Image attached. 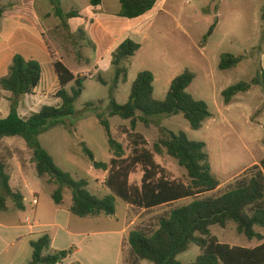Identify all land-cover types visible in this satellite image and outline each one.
Here are the masks:
<instances>
[{"label":"trees","instance_id":"obj_1","mask_svg":"<svg viewBox=\"0 0 264 264\" xmlns=\"http://www.w3.org/2000/svg\"><path fill=\"white\" fill-rule=\"evenodd\" d=\"M52 1L57 15L63 20L79 15L76 11L65 14L59 2ZM100 2L92 0V5L98 6ZM156 3L157 0H121L119 15L126 19H139L152 11ZM3 12L0 8V18ZM216 27L217 21L210 27L205 40L213 35ZM141 47V44L127 39L114 51L111 62L114 71L110 88L111 107L108 113L96 114L112 154L111 161H96L92 150L83 144V152L92 166L108 173L105 185L109 193L103 197L89 190L88 180L76 179L60 168L40 142L42 134L64 124L68 117L77 116L76 104L82 96L87 79L74 75L63 62H55L60 85L56 96L60 104L44 105L39 112L23 116L18 111L19 98L34 94L42 82L43 69L38 61L15 55L8 75L0 79V89L13 97L9 113L0 117V212L8 211V198L13 200L17 210H25L24 197L11 188V174L1 156V144L5 138H20L31 152V162L35 165L38 178L51 189L54 203L61 205L65 191L70 190L72 204L69 210L77 217L113 218L117 214V199L144 210L192 199L190 203L177 206L161 216L158 228L152 233L142 229L130 232L128 244L133 257L131 264H141V261L151 264H264V159L245 170L223 194L206 196L221 186L219 177L213 171L206 143L189 139L183 131L164 129L162 137L150 149L145 136L137 132L139 123L149 128L152 118L156 116L182 114L192 130H200L206 121L213 118V114L206 102L197 100L189 93L196 78L189 69H185L171 82L164 100L154 97L153 72L141 71L132 84L128 101L119 104L115 97L116 90L120 83L128 82V65ZM243 60L242 55L223 54L219 69L233 70ZM99 80L103 85H109L101 77ZM71 84L73 87L68 90ZM253 86H261L264 90V70L261 66L250 82H239L222 92L225 104H231L237 95L249 92ZM87 106L91 108L96 103H88ZM113 117L130 121L129 127H120L132 146L130 155H127L123 143L112 133L110 118ZM156 155H167L176 160L186 170L189 182L185 184L169 179L166 170L157 163ZM138 166L142 167L144 173L140 186L130 183V176ZM229 224H234L237 232L249 242L257 240L262 243L254 248L221 243L211 229L214 226L226 228ZM193 246L201 250L196 260L191 263L180 261L179 256ZM31 247V264H60L72 254V249L52 253L49 235L32 241Z\"/></svg>","mask_w":264,"mask_h":264},{"label":"rangeland","instance_id":"obj_2","mask_svg":"<svg viewBox=\"0 0 264 264\" xmlns=\"http://www.w3.org/2000/svg\"><path fill=\"white\" fill-rule=\"evenodd\" d=\"M32 0H0V8L5 11V18L0 19L5 35L11 39L27 38L37 41L39 32L24 27V21H20L21 27L17 28L12 22V18L33 21L30 2ZM40 6L49 8L46 0H39ZM60 8L65 12L84 8L87 0H56ZM179 17L160 18L159 25H156L154 36L148 42L141 53L139 63L128 67L130 69L129 81L125 84L120 83L116 90V100L119 104L128 101L131 87L136 76L141 70H150L155 76L154 97L157 100H164L170 88L171 82L179 76L185 69H189L196 76L189 88V93L197 100L206 102L212 114L213 120L205 122L200 130H192L187 120L182 114L176 116H156L152 118L151 126L147 128L139 123L137 132L143 134L152 149L153 145L162 137L163 130L167 129L174 132L183 131L189 139L201 141L207 144L210 160L214 173L219 177L221 186L215 192L206 196H217L223 194L227 187L235 182L245 170L253 165L259 164L264 159V90L261 86H253L247 93L237 95L226 105L222 92L239 82H250L260 70L259 50L249 51L251 44L260 42L264 39V33L257 29L264 23L259 19L256 21L250 11L244 13V18L240 20H225L223 25L215 33L205 40L210 27L218 19L213 14L200 11L202 3L198 0H179L176 3ZM39 6V7H40ZM41 8V7H40ZM202 8V7H201ZM165 17V16H162ZM49 24H55L52 20ZM163 23V26L161 25ZM106 21L100 19L95 21L89 35L87 43H83L85 53L96 58L107 50L116 36L120 33L121 26H106ZM260 25V26H258ZM260 31V30H259ZM49 38L55 39L60 47L66 49V54L75 56L77 52L70 51L74 47V38L64 27H54L49 31ZM13 36V37H12ZM78 39V40H77ZM77 42L82 43V38H76ZM93 46V47H92ZM54 48V45L51 44ZM54 53V51H52ZM248 52V53H247ZM242 55L244 60L233 70L222 71L219 63L223 54ZM39 61L38 59H34ZM43 60V58H42ZM83 76L87 80L84 82V91L76 104L77 116L68 117L65 123L50 129L40 136L41 144L54 157L60 168L69 172L76 179H86L90 182L89 190L103 197L108 193L105 185L106 176L95 170L90 159L83 152V144L92 150L98 162L109 163L112 154L109 151L105 133L99 124L96 114L100 112L108 113L111 107L110 88L113 84L114 71L112 66L106 71L97 70L85 64L82 69ZM102 78L109 85H103L99 78ZM73 84L68 86L71 90ZM25 97V96H24ZM60 99L40 101L38 108L32 111L19 112L24 116H31L38 112L44 105L58 106ZM100 101L102 104H100ZM88 103H96V106L89 108ZM41 104V105H40ZM5 112L0 111V116ZM112 133L115 138L122 142L127 155H130L132 146L127 136L121 132L122 125L130 126V121H124L119 117L110 118ZM7 138L1 146V156L8 165L9 172L15 170L14 162H22L25 167L27 162L31 163V152L22 150L18 141L25 144L20 138ZM157 162L166 170L167 176L171 180L187 184L189 182L187 172L180 167L176 160L163 155H156ZM29 174V172H27ZM143 170L138 166L130 176L132 185H141ZM30 175V174H29ZM37 180L34 176V180ZM0 195L2 190L0 188ZM32 197V196H30ZM41 203L46 202V193L43 191L37 196ZM192 199L180 201L173 205L154 208L151 210L138 209L130 206L122 199L117 200V214L113 218L103 217L100 220L83 219L71 214L74 221L68 230L75 233L87 235L77 240L81 249V254L76 256L79 261L73 264H131L133 257L130 253L128 237L131 231L142 229L147 233H152L158 228L159 218L171 209L188 204ZM7 202L12 210L6 215L0 212V220L12 221L16 224L19 221L30 217L32 223L36 217L31 211L13 210L15 204L10 198ZM28 203V201H27ZM72 204V194L70 190L65 191L64 206ZM9 217V218H8ZM46 230V229H45ZM57 230V229H55ZM124 230V239L121 245L122 236L119 232ZM212 234L223 244L230 246H242L254 248L262 242L249 240L237 232L234 224H229L226 228L219 226L212 227ZM52 231V233H50ZM54 230H46L44 235L54 234ZM90 235V237H88ZM38 240V239H37ZM69 242L63 241L62 245ZM76 244V242L74 243ZM77 248V249H78ZM122 248V255L119 257ZM76 249L72 250V254ZM201 254L200 248L193 246L191 250L179 256L183 263H191ZM19 255L21 264H31L33 250L31 245L17 243L14 247H9L2 259L4 264L10 258ZM11 263V262H10ZM141 264H151L141 261ZM65 264H70L68 261Z\"/></svg>","mask_w":264,"mask_h":264},{"label":"crops","instance_id":"obj_3","mask_svg":"<svg viewBox=\"0 0 264 264\" xmlns=\"http://www.w3.org/2000/svg\"><path fill=\"white\" fill-rule=\"evenodd\" d=\"M46 1L48 2L49 8H45L43 5L40 6L39 0H32L30 2V10L35 11V14H32V17L34 19L33 21L20 20V18L17 17L12 18V22L16 25L17 28H20L21 25H23L20 23V21H24V27L39 32V38L37 41H31L27 38H22L21 40L11 39L10 36L4 34L3 26L1 24L2 22L0 23V79L8 75L9 68L13 62V58L15 57V55L18 54L22 55L27 60L38 59V62L41 64L43 69V78L40 86L35 90L33 95L25 97L23 96L19 98L18 111H32L36 107L38 108L39 102L41 100L49 101L53 99H58L56 95L60 89V85L58 75L54 68L55 62H63L68 67V69L76 76H83L84 72L82 71V69L85 67V64L87 62H89L90 65L96 68L98 71H106L111 66L112 54L114 53V51L125 40L131 39L141 44L142 46L141 50L136 54V56L130 60V64L131 66H133L140 62L141 53L145 49L148 42L152 39V35L154 36L155 27L156 25H159L158 21L160 20V18H178L180 13L177 11L176 8L178 6L176 3L179 0H157L154 9L142 18L126 19L120 17L119 15L121 11V0H101L98 6H93L92 0H87L84 8H80L78 6V10H72L79 13L77 17L71 18L69 20H63L57 15L56 6L54 2L52 0ZM198 1L202 3V8L200 7V11H197V13L204 12L207 14H213L214 17L219 20L215 31H217L220 26L223 25V21L232 19H243V14L248 11L253 14L252 17L256 19V21L260 19L264 23V0ZM186 2L190 3V0H186ZM63 12L65 14L69 13L65 11ZM5 16L6 14L4 11L3 16L0 19L5 18ZM100 19L106 21L107 27L109 25L119 24L121 26V30L118 36H116V38L112 42V44L109 45V47L105 52H103V54L99 55L96 58V62L94 63L95 58H93V55L91 56L90 54L88 55L85 53L83 43H87L90 32L92 30V26L94 25L95 21ZM49 20H53L55 24L47 23V21ZM161 25L163 26V23H161ZM60 26H64L73 36L74 39L72 41L74 42V47H71L70 51L77 52L75 56L69 53L66 54L65 48L60 47V45L56 42L55 39L53 40L49 38V31L54 27ZM259 32L264 33V25H261V28L259 27L257 29L256 35ZM78 37H81L83 39L82 43L77 42L78 39L76 40V38ZM51 44L54 45V48L51 47ZM255 48L260 49L258 62L261 68L264 70V39H262L260 42L251 44L249 51L251 52ZM52 51H54V53ZM141 71H139L138 74ZM12 98L13 97L10 93L4 92L0 89V111L2 113L5 112V114L0 117H4L9 113L12 105ZM56 103L57 102L55 101L54 104ZM59 104L60 102L57 103V105ZM213 118L211 120H213ZM12 139L15 140L14 138ZM18 142L22 150L24 149L28 151L26 143L23 144L20 141ZM14 163L15 170L10 171V186L14 191L20 192L23 195L25 210H27V208L31 209V211L36 217V220L34 223H27L25 220L21 219L19 223L16 224L12 221V218L10 219L8 217L9 221L5 220L7 218L8 213L12 210L11 206L7 202V206L9 209L8 211L1 212L6 215H2V217L5 219L0 220V264H4L2 262V259L4 254L8 253L9 247H14L18 242L22 244L27 243L31 245L32 241H36L37 239L41 238V234L43 232L46 233V230L48 229L55 231V233L51 236L49 234L51 238L50 250L52 253L76 249L73 254H71L67 259L60 263L65 264L69 261L70 264H73V260L76 259V256L81 254V249H79L77 246L82 241L77 243V240L82 237H86L87 235L83 233H75L68 230V227L74 221V217H72V213L69 210L71 205L65 207L64 202L61 205H56L54 203L51 198V189L41 179L38 178L35 171V165L32 162H27V167H25L20 161ZM98 171H100V174H104L103 176H106L108 174L107 172L101 170ZM27 172H29L30 175ZM34 176H36L39 182L33 181ZM43 191L46 193L47 196L46 202L44 204L41 203L39 197L37 198V196H39V194ZM35 199L38 201L37 205H33V201ZM101 218H95L94 220H100ZM50 233H52V231ZM119 235L122 236V245V241L124 239V230L120 231ZM88 237H90V235H88ZM63 241L65 243L69 242V244L62 245ZM75 242L76 244H74ZM121 255L122 248L119 257ZM9 258L10 261L7 264H21V262H19L21 257L19 255H17L13 259L12 257L8 256L6 259L8 260ZM76 261L79 260L76 259Z\"/></svg>","mask_w":264,"mask_h":264},{"label":"built area","instance_id":"obj_4","mask_svg":"<svg viewBox=\"0 0 264 264\" xmlns=\"http://www.w3.org/2000/svg\"><path fill=\"white\" fill-rule=\"evenodd\" d=\"M37 204H38V201L35 199V200L33 201V205H37ZM26 222H27V223H32L31 218H30V217H27V218H26Z\"/></svg>","mask_w":264,"mask_h":264}]
</instances>
